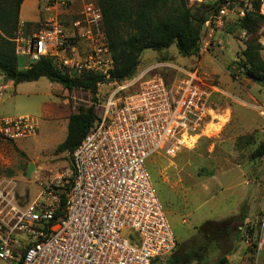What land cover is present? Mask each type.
Wrapping results in <instances>:
<instances>
[{"label":"built area","instance_id":"obj_1","mask_svg":"<svg viewBox=\"0 0 264 264\" xmlns=\"http://www.w3.org/2000/svg\"><path fill=\"white\" fill-rule=\"evenodd\" d=\"M83 2L71 29L51 13L54 4H46L38 30L26 35L21 25L17 53L27 57V65L53 56L61 69L95 71L104 78L100 89L109 85L111 91L95 103V110L103 106L102 115L71 154V182L44 181L34 199L23 201L16 180L0 175V260L163 264L177 239L148 160L160 150L195 144L192 139L211 121L220 85L215 75L194 67L170 80L160 73L140 77L137 90L123 94L124 86L112 77L114 59L101 8L95 0ZM251 7L252 0H224L211 7L196 56L220 43L215 35L230 17H242ZM37 130L32 116L0 117V138L17 141ZM249 226L253 231L245 230ZM240 229L246 246H254L256 253L264 250V211Z\"/></svg>","mask_w":264,"mask_h":264},{"label":"rangeland","instance_id":"obj_2","mask_svg":"<svg viewBox=\"0 0 264 264\" xmlns=\"http://www.w3.org/2000/svg\"><path fill=\"white\" fill-rule=\"evenodd\" d=\"M25 1L21 16L23 21H28L37 14L33 4L36 0ZM186 1L197 10L195 4L199 2ZM205 1L214 3L218 0ZM261 13L264 14V0ZM62 20L69 25L70 18L63 17ZM230 25L222 29L229 33L226 40L222 43L217 39L220 43L211 47L225 45L226 54H218L216 58L208 53L199 57L194 55V67L215 75L222 87L223 76L228 77V74L245 90L254 85L257 88H252L253 93L256 92L254 89H260L255 93L259 101H250L248 94H241L245 98L238 103L231 97L215 93L211 121L207 129L194 137L193 146L183 144L175 151L160 150L149 158L148 168L159 188L177 239V246L163 264L188 248L199 251L204 245L203 264H264V250L252 254L241 237L234 239L241 226L257 220L264 211V155L252 156L264 142V113L261 110L264 107V87L246 77L236 66L235 61L250 36L234 24ZM39 27L40 23L33 31ZM259 34L264 45V27L260 28ZM261 54L264 57V48ZM184 58L176 46L166 52L146 49L134 77L119 82L124 86L122 93L134 92L140 77L151 76H143L149 65L178 64ZM26 59L19 55L20 68H25ZM222 71L225 73H219ZM0 85L5 87L0 97V117L29 115L38 124L37 132L27 138L17 141L0 138V175L16 180L18 191L24 195L23 201L34 199L44 181L62 179L65 184L71 182L72 155L68 151H57V146L67 136L70 114L78 111L81 105L95 103L92 94L81 89H67L46 77L14 84L0 74ZM109 91V85L98 90V102L105 101ZM102 112L103 106H97V115L101 116ZM31 162L35 169L27 176ZM208 221L211 224L202 231V225ZM227 229H231L229 235ZM222 257L227 259L225 263H220ZM0 264L11 263L0 260Z\"/></svg>","mask_w":264,"mask_h":264},{"label":"trees","instance_id":"obj_3","mask_svg":"<svg viewBox=\"0 0 264 264\" xmlns=\"http://www.w3.org/2000/svg\"><path fill=\"white\" fill-rule=\"evenodd\" d=\"M224 0L214 3L206 1L196 3L197 10L187 4L186 0H95L103 14V27L114 59L112 77L123 82L137 73L142 61L143 52L152 49L166 52L176 46L183 56H194L200 46V38L209 9ZM23 0H0V73L14 84L24 81H35L42 77L61 84L67 89H81L92 94V100L98 102V90L103 76L92 70L72 72L56 65L53 56H42L37 62L20 68L19 54L15 38L21 28L26 35L31 23L20 24V9ZM262 0H252V7L242 17H230L228 24L246 31L250 37L245 43L235 64L243 74L251 78L259 77L258 83L264 86V48L260 40V28L264 27V14L261 13ZM63 19V16H61ZM72 21L64 23L71 29ZM254 80V79H253ZM93 105H81L78 111L68 118L66 138L57 146V151H68L70 154L81 143L91 127L98 119ZM264 155V142L253 152V157ZM154 180V179H153ZM155 183V181H154ZM156 187L157 184L155 183ZM159 192V188L157 187ZM160 195V193H159ZM161 197V196H160ZM162 199V198H161ZM163 202V201H162ZM164 204V203H163ZM211 221L202 225V231ZM247 223H245V227ZM227 235L231 229H227ZM245 230L253 231L251 227ZM242 229L235 234L234 239L241 237ZM240 233V234H239ZM177 246V244H176ZM199 251L188 248L181 254L172 256L166 264H190L196 261L202 263L203 248ZM252 254L256 253L254 246H248ZM227 259L222 257L220 263Z\"/></svg>","mask_w":264,"mask_h":264},{"label":"crops","instance_id":"obj_4","mask_svg":"<svg viewBox=\"0 0 264 264\" xmlns=\"http://www.w3.org/2000/svg\"><path fill=\"white\" fill-rule=\"evenodd\" d=\"M42 1L44 3L41 4ZM50 1H52V4H54V6L52 7L53 9H52L51 13L52 14H59L63 17H66L67 19L70 18V21H72V19H74L76 16H78L81 13V11L83 9V4H84L83 0H54V1L53 0H36V1H34L33 4L36 7L37 14L35 16H33L32 18H30V20L23 21L21 15H22L23 7H24L25 2H26L25 0H23L22 5H21V9H20V24H24V23H28V22L31 23V25L28 26V29H27V32L29 34H31V32H33V28L35 27V25L41 23V21L45 17L46 13L44 12L43 8ZM66 1L68 3L64 4V2L66 3ZM41 9H43V12L41 11ZM230 26L231 25L228 24V26L226 28H229ZM228 34L229 33H226V31H224V30H219L216 33L215 37H216V39L220 40L223 43L224 40H226V37L228 36ZM208 54H213L214 56L213 55L212 56L214 58H216L218 54L219 55H225L226 54V46L225 45L224 46L221 45V46H217V47L215 46L214 48H212L210 50V52ZM26 63H27V59H26ZM195 64H196V59L194 56H185V58L181 59L180 63H178V64L173 63V62H164V63H155L152 65H149L148 67L145 68L143 75H148V74L152 75V74L160 73L166 79L170 80V79H172L178 75H181L183 69H190V68L194 67ZM154 66L156 67V69H154V71H153ZM24 67H27V65ZM219 73L223 74V73H225V71H222ZM223 78H224L223 87L220 86V89L218 91H216L215 93L222 94L223 96H226V97H231L234 101H236L238 103L240 101L243 102L242 98H245V97L240 96L241 94H245V95L248 94L250 96V98H249L250 101H253V100L256 102L259 101L258 95L255 93L260 92V89H254V90H256V92L253 93L252 88L255 87L254 85H250L251 86V87H249L250 89L245 90V87L243 85L239 86L237 84L238 81L230 79L231 77L229 74H228V77L223 76ZM10 83H14V82L12 80H10ZM246 85H248V84L246 83ZM0 86L2 87V92H1L2 94L0 95V97H1L4 93L5 87H4V85H0ZM255 88H257V87H255ZM260 96L262 99V92H261Z\"/></svg>","mask_w":264,"mask_h":264},{"label":"water","instance_id":"obj_5","mask_svg":"<svg viewBox=\"0 0 264 264\" xmlns=\"http://www.w3.org/2000/svg\"><path fill=\"white\" fill-rule=\"evenodd\" d=\"M35 62H36V60H33V61H32V64L35 63ZM251 78L254 79L255 81H260V80H261L259 77H253V76H251ZM34 169H35V165H34V163L31 162V163L29 164V166H28V170H27L26 175H27V176H30V174L32 173V171H33Z\"/></svg>","mask_w":264,"mask_h":264},{"label":"bare ground","instance_id":"obj_6","mask_svg":"<svg viewBox=\"0 0 264 264\" xmlns=\"http://www.w3.org/2000/svg\"><path fill=\"white\" fill-rule=\"evenodd\" d=\"M192 141L195 142V138H193Z\"/></svg>","mask_w":264,"mask_h":264}]
</instances>
